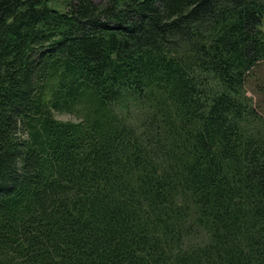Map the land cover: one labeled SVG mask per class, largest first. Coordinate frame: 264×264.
Returning <instances> with one entry per match:
<instances>
[{"label": "trees", "instance_id": "trees-1", "mask_svg": "<svg viewBox=\"0 0 264 264\" xmlns=\"http://www.w3.org/2000/svg\"><path fill=\"white\" fill-rule=\"evenodd\" d=\"M261 74L264 0H0V264H264Z\"/></svg>", "mask_w": 264, "mask_h": 264}, {"label": "rangeland", "instance_id": "rangeland-1", "mask_svg": "<svg viewBox=\"0 0 264 264\" xmlns=\"http://www.w3.org/2000/svg\"><path fill=\"white\" fill-rule=\"evenodd\" d=\"M97 2H100L102 0H96ZM264 76V74H261ZM57 116L61 119H66V120H77V116L73 115V114H69V113H66V114H57Z\"/></svg>", "mask_w": 264, "mask_h": 264}]
</instances>
